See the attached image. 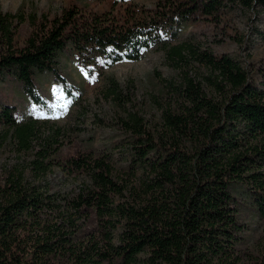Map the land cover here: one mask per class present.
I'll return each mask as SVG.
<instances>
[{
  "label": "trees",
  "instance_id": "trees-1",
  "mask_svg": "<svg viewBox=\"0 0 264 264\" xmlns=\"http://www.w3.org/2000/svg\"><path fill=\"white\" fill-rule=\"evenodd\" d=\"M104 1L112 10L71 3L53 18L32 15L21 45L11 29L16 15L0 14V85L18 81L39 104L38 78L47 72L67 96H80L59 67L67 46L88 72L139 60L159 46L184 75L168 84L172 100L160 128L136 113L122 120L124 165L138 186L117 178L112 151L53 156L58 149L48 143L30 163L36 184L21 172L0 176V264H238L243 225L228 185L244 184L264 219V88L246 60L202 48L190 36L176 41L191 22L220 26L234 8L264 11V0H157L151 8ZM192 65L203 68L200 78L189 76ZM0 124L20 149L32 148L35 123L19 120L15 105L0 104ZM52 167L88 183L70 197L49 193L36 180ZM250 264H264V256Z\"/></svg>",
  "mask_w": 264,
  "mask_h": 264
},
{
  "label": "rangeland",
  "instance_id": "rangeland-1",
  "mask_svg": "<svg viewBox=\"0 0 264 264\" xmlns=\"http://www.w3.org/2000/svg\"><path fill=\"white\" fill-rule=\"evenodd\" d=\"M156 1L127 2L151 8ZM71 3L83 9L112 10L110 2L104 0H0V14L16 15L11 20V29L15 44L21 45L30 32L32 15L53 18ZM121 7L118 4L113 13ZM186 36L202 48L228 53L242 64L246 60L252 79L264 88V11L234 8L220 26L198 19L188 24L176 42ZM0 46L5 45L0 43ZM57 59L63 76L79 87L80 96H67L62 84L47 72L38 78L39 104L23 92L18 81L0 85V104L15 105L19 120L31 119L35 123L29 150L20 149L11 132L0 124V176L21 172L28 183L36 184L30 163L35 158L34 153L48 143L58 149L53 156L64 157L88 149L112 151L117 178L129 186H138V177H128L124 165L129 149L124 142L127 135L122 129V120L136 113L147 127L160 128L161 114L172 100L168 84H178L184 72L172 65L165 50L159 46L145 52L139 60L118 62L105 69L93 66L89 72L68 46L59 51ZM187 72L189 76L200 78L203 68L192 65ZM36 181L46 185L49 193L68 197L88 183L85 175H68L58 167H52L44 181ZM245 188L241 183L228 185L238 203L237 217L243 225L242 240L237 246L238 264H250L264 256V219L257 216ZM143 256L141 254L140 258ZM134 264L146 263L139 259Z\"/></svg>",
  "mask_w": 264,
  "mask_h": 264
}]
</instances>
